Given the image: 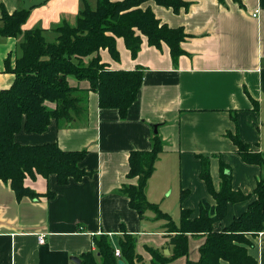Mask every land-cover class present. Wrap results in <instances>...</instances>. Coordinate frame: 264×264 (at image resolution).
Instances as JSON below:
<instances>
[{"label":"crops","instance_id":"obj_1","mask_svg":"<svg viewBox=\"0 0 264 264\" xmlns=\"http://www.w3.org/2000/svg\"><path fill=\"white\" fill-rule=\"evenodd\" d=\"M33 1L37 0H0V17L25 10V3ZM180 1L176 11L154 1L140 6L150 8L160 25L182 29V54L176 59L167 44L151 46L144 36L134 58L122 38L115 41L117 60L106 49L98 52L109 70L142 71L136 100L124 119L117 110L100 109L97 94L89 91L81 122L51 120L42 134L21 130L14 135L15 143L23 146L55 143L65 152L86 151L79 167L90 175L66 185H59L54 175L26 177L23 185L38 195L34 199H17L10 183L0 180V264H77L72 258L81 264L85 255L96 254L94 237L102 235L119 252L124 235L135 238L139 258L133 264L151 263L148 248L169 257L174 234L165 232L166 221L157 220L150 210L140 215L120 193L124 185L137 184V178H127L129 154L150 151L154 135L162 151L145 197L172 222L169 213L180 222L181 211L187 210L193 220L201 203L215 204L199 177L200 155L208 157L215 191L221 185L222 163L231 173L234 191L253 192L264 166L243 162L230 136L264 158V0ZM86 6L95 10L97 0H45L29 9L22 33L0 39V91L14 81V75L5 72V60L9 58L13 67L20 57L24 31L39 29L46 42H54L56 28L74 25ZM69 80L80 90L89 88L87 82ZM247 206L248 202L229 204L213 229L230 225ZM204 240L188 235V254L166 264L198 261ZM249 241L248 254L264 264V232L249 236ZM114 258L128 264L121 252Z\"/></svg>","mask_w":264,"mask_h":264},{"label":"trees","instance_id":"obj_2","mask_svg":"<svg viewBox=\"0 0 264 264\" xmlns=\"http://www.w3.org/2000/svg\"><path fill=\"white\" fill-rule=\"evenodd\" d=\"M154 1L158 5L172 7L175 11L182 6L180 0H97L95 10L88 6L81 11L74 25L62 24L56 28L54 42L45 41L39 29L24 31L21 55L10 67L5 60V72L14 75L10 88L0 91V180L9 182L17 199L37 198L23 185L26 177L54 175L59 185L70 181L79 182L90 173L80 169L86 151L65 152L55 144L23 146L15 143L14 135L21 130L27 133H44L51 120L67 124L81 122L87 114V94L92 91L98 96L100 109L117 110L121 119L126 117L135 102L141 86L142 71H112L101 63L98 52L106 49L111 57L118 59L116 38H122L134 58L144 36L151 46L167 44L171 56L176 59L182 54L180 43L184 38L181 28L160 25L150 8L141 5ZM29 10L13 14L2 13L0 17V39L13 38L22 33V25ZM70 77L77 82H87L89 88L80 90L70 84ZM48 104L54 108L49 109ZM239 156L248 165L264 166V158L250 152L247 145L230 136ZM162 151L159 138L154 135L148 152L133 151L129 154L128 179L137 178V184L124 185L120 193L129 199V206L140 215L150 210L157 220H165L166 233L174 234L170 239L172 254L164 257L160 252L148 248L152 256L150 264H166L188 254V235L203 236L199 247V259L186 264H257L248 254L251 246L249 236L264 232V175L259 179L251 194L232 189V176L227 167L220 164L221 185L215 191L210 177L208 157L200 155V179L204 182L215 204L206 201L199 207V216L190 220V211L182 210L178 225L159 208L147 202L145 189L155 170V163ZM248 202L246 210L230 225L220 231L214 224L226 216L227 206ZM96 254H88L81 264H117L114 251L107 236L94 237ZM122 258L133 264L135 238L124 235L118 242ZM98 259V261H97Z\"/></svg>","mask_w":264,"mask_h":264},{"label":"water","instance_id":"obj_3","mask_svg":"<svg viewBox=\"0 0 264 264\" xmlns=\"http://www.w3.org/2000/svg\"><path fill=\"white\" fill-rule=\"evenodd\" d=\"M44 1H45V0H37V1H33V2H31V3L26 2L25 5H24V7H25L26 10H29V9L35 7V6H39V5L42 4ZM165 254H167V251H165ZM72 261H74V262L77 263V264H79V262H80V261H79L78 259H76V258H72ZM117 264H124V263H123V261L118 260V261H117Z\"/></svg>","mask_w":264,"mask_h":264},{"label":"rangeland","instance_id":"obj_4","mask_svg":"<svg viewBox=\"0 0 264 264\" xmlns=\"http://www.w3.org/2000/svg\"><path fill=\"white\" fill-rule=\"evenodd\" d=\"M92 9H95V6L94 7H92ZM146 200H147V198H146ZM148 202V201H147ZM169 215H171V217H172V219H173V221H174V223L176 224V225H178L179 224V218L178 217H176V215L174 214V213H169ZM198 239V238H197ZM115 250V249H114ZM144 264H150L149 262H147V261H145L144 260V262H143Z\"/></svg>","mask_w":264,"mask_h":264},{"label":"built area","instance_id":"obj_5","mask_svg":"<svg viewBox=\"0 0 264 264\" xmlns=\"http://www.w3.org/2000/svg\"><path fill=\"white\" fill-rule=\"evenodd\" d=\"M38 242L41 243V244L44 242V236L43 235L38 237ZM114 256L119 258L120 257V252L117 251V250L114 251Z\"/></svg>","mask_w":264,"mask_h":264}]
</instances>
